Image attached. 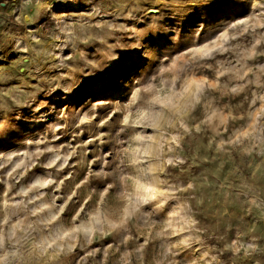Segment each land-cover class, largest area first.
Listing matches in <instances>:
<instances>
[{
    "label": "rangeland",
    "instance_id": "1",
    "mask_svg": "<svg viewBox=\"0 0 264 264\" xmlns=\"http://www.w3.org/2000/svg\"><path fill=\"white\" fill-rule=\"evenodd\" d=\"M0 264H264V0H0Z\"/></svg>",
    "mask_w": 264,
    "mask_h": 264
},
{
    "label": "bare ground",
    "instance_id": "2",
    "mask_svg": "<svg viewBox=\"0 0 264 264\" xmlns=\"http://www.w3.org/2000/svg\"><path fill=\"white\" fill-rule=\"evenodd\" d=\"M151 11H152V10H151ZM151 11H150V12H151Z\"/></svg>",
    "mask_w": 264,
    "mask_h": 264
}]
</instances>
